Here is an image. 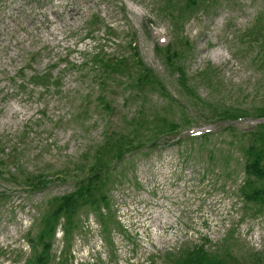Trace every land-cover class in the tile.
<instances>
[{"label":"rangeland","instance_id":"374dc122","mask_svg":"<svg viewBox=\"0 0 264 264\" xmlns=\"http://www.w3.org/2000/svg\"><path fill=\"white\" fill-rule=\"evenodd\" d=\"M259 17L264 0H0V264L41 251L30 239L98 155L106 201L68 231L59 220L49 264H186L200 245L264 264V207L240 193L246 133L264 120V52L245 38ZM137 54L163 92L137 85ZM222 106L247 115L224 130L208 110ZM120 135L142 143L121 160L107 145Z\"/></svg>","mask_w":264,"mask_h":264},{"label":"trees","instance_id":"16d2710c","mask_svg":"<svg viewBox=\"0 0 264 264\" xmlns=\"http://www.w3.org/2000/svg\"><path fill=\"white\" fill-rule=\"evenodd\" d=\"M263 16V15H262ZM245 38L248 42H257L260 46V52H264V17H259L256 24L249 30ZM136 67L139 70L137 77V85L145 87L149 85L151 88H157L163 92L164 88L161 87L158 78L152 68L145 65L139 54L135 56ZM209 69V71H208ZM208 71V73H206ZM179 81L184 90L190 94L193 93L197 96L195 89L189 81L187 69L179 67L178 69ZM215 71L211 67H207L202 73L203 80H207L210 84L211 78L215 75ZM169 97V96H168ZM197 100L200 99L197 97ZM203 106V101H200ZM213 115L219 116L220 121L227 122V126L223 127L224 130H231L234 128V122L247 115L239 109L232 107L222 106L208 107ZM264 117V107H260L259 114ZM178 122L172 121L165 123L161 127L157 141L162 140V135L178 129ZM248 142L243 148L245 154L244 174L245 179L240 186V193L244 201L257 203L264 207V121L258 122L256 126L246 133ZM134 137V136H133ZM133 137L127 135H120L114 142L109 141L107 145L113 151L117 159H123L126 154L141 146L140 141H136ZM134 142L138 144L135 145ZM111 176V169L109 166L101 162V157L98 155L96 162L91 166L86 178L82 179L75 191L66 194L60 198L55 204L52 213L44 220V228L37 235V240L30 239V244L35 247L41 246V251L34 257L30 258L27 264H49L50 252L52 248V240L48 239L54 235V230L61 218L65 219L66 231L75 226V218L78 211L85 206L98 207L107 198L106 187ZM46 181L41 179H33L29 184L38 187L40 184H45ZM186 264H228L220 258H211L205 249V245H200L188 252Z\"/></svg>","mask_w":264,"mask_h":264},{"label":"bare ground","instance_id":"6f19581e","mask_svg":"<svg viewBox=\"0 0 264 264\" xmlns=\"http://www.w3.org/2000/svg\"><path fill=\"white\" fill-rule=\"evenodd\" d=\"M157 216H158V214H156V217H157ZM166 218H167V215H166ZM166 218H165L163 221L167 223V219H166ZM154 229H155V230H156V229H161V226H160L158 223H155V224H154Z\"/></svg>","mask_w":264,"mask_h":264}]
</instances>
